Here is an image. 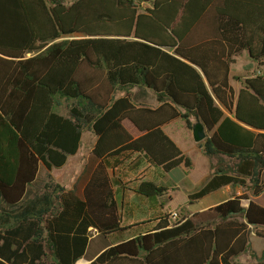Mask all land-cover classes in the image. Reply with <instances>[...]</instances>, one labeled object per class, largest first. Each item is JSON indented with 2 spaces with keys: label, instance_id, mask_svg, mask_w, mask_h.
<instances>
[{
  "label": "trees",
  "instance_id": "trees-1",
  "mask_svg": "<svg viewBox=\"0 0 264 264\" xmlns=\"http://www.w3.org/2000/svg\"><path fill=\"white\" fill-rule=\"evenodd\" d=\"M243 51L256 70L235 93L229 73ZM146 89L157 107L141 100ZM191 116L211 132L196 146L214 165L188 202L240 193L173 223L151 219L87 264H235L252 231L264 238L253 200L264 192V0H0V264H75L93 233L123 232L126 186L108 169L134 153L167 173L190 168L162 126L182 118L189 132ZM86 129L99 162L81 199L49 172ZM40 164L45 179L27 197ZM132 190L156 203L168 189L140 180ZM244 264H264V250Z\"/></svg>",
  "mask_w": 264,
  "mask_h": 264
},
{
  "label": "crops",
  "instance_id": "crops-1",
  "mask_svg": "<svg viewBox=\"0 0 264 264\" xmlns=\"http://www.w3.org/2000/svg\"><path fill=\"white\" fill-rule=\"evenodd\" d=\"M242 54H245L248 57V64L241 67L245 73L242 75V77H238V75L232 74L233 65L236 63V59H238ZM251 62H253V61L249 58L248 52L243 51L241 54H239L235 57V62L231 64V69H230V73H229V83L232 86L235 93H237L239 88L242 86L240 81L241 80L243 81L245 78L249 77L253 73V71L256 70V65L252 67ZM247 73H250V74H247ZM234 82H238L239 85L236 87ZM133 91L134 92L137 91V88L136 87L133 88ZM146 92H147V95L144 98H142L141 100L150 107H157L159 105V103L157 102L155 95L152 92V90L146 89ZM191 120L193 121L194 117L191 116ZM123 125L126 128V130L134 138H137V137L142 135V132H140L129 120H124ZM162 130L176 143V145L182 150L183 153L189 154L192 151L193 147L188 142V137L192 138L191 130L188 132V130L185 126V122L182 118H178V119H176V120H174L168 124L163 125ZM206 132H208V131L206 130ZM209 133L211 134V132H209ZM208 135L209 134H207V136ZM95 140H96V138H95ZM95 140H93V142H92L91 151H92V147H93ZM192 140H193V138H192ZM195 147H196V145L194 146V148ZM91 155H92V157L89 160V163L87 165H82L80 173H77V166L68 165V169H64L65 171L63 173V177L60 178V183L57 182V183L63 185L66 190H73L74 194L78 198H81V199H84V189H85L86 185L88 184L90 177H91L94 169L97 167V164L99 162V160L97 158H95L92 153H91ZM73 156H71V157H73ZM125 163H126V165H128L127 169H129L130 172L134 173L136 176L135 178H132L128 183H124L125 181H123L118 176V174L116 173V170L118 168H116L114 170V172L112 170L108 169V174L110 177L119 178L121 180V183L126 186V188L122 192L123 204L121 206L120 213H121V217H122V222H121L122 227H126L125 231L127 232L135 226H142V228L145 227L143 223L147 222V220L146 221L140 220V221L134 222L135 217L155 216L156 218H158L159 213H161V211L163 209V205H164V202L160 199H158L156 203H150L146 198L134 193L132 190V187L140 180H149V181L155 182L157 185H163V186L167 187V189H168L167 191L173 192L172 189L180 188L181 185L183 184L184 180L186 179V171H185L184 166H180L177 169H175L169 173L164 172L160 167L153 166L152 164L147 162L139 153L131 154L130 158L126 159L122 165H124ZM42 168L45 169L44 166ZM42 168H41V165H39L38 173H37L35 181L27 187V189H26V196L27 197L31 196L33 194V192L35 191V189L37 187H39L41 185V183L44 181L47 171H46V169H45V172L42 171ZM40 172H41V174H40ZM171 174H173V175L171 176ZM40 175H43L44 178L41 177L42 178L41 179ZM50 176H51V174H50ZM64 177L65 178L70 177V180L65 182ZM78 184H80L81 188L76 191L75 187H77ZM68 185H70V186H68ZM220 190L227 191L228 192V198H230L233 195V193L231 191V187H229V186L223 187V188L216 190L212 193L218 192ZM239 193H240L239 191L236 192V194H239ZM215 205L212 204V205H210V207L215 206ZM210 207H208V208H210ZM208 208H206V209H208ZM206 209H203L200 211H204ZM200 211H197V212H200ZM129 219H133V220H131V222L127 226H124V221L129 220ZM153 219H155V218H153ZM134 234H136V233L133 232V233L127 234L128 236L126 238H129V237L133 236ZM98 235H100V234L95 232V233H93L92 237L98 236ZM91 238H90V240H91ZM126 238H123V239H126ZM252 238H254V240L258 241L257 243H261V241L264 240V238H260L254 234V237L250 236L249 245H250L251 241L253 240ZM105 247L102 248V246H101L89 258H84V256H83L75 264H87L92 259H94ZM257 250L259 252L258 255L260 257L261 252L264 250V247H262L260 244L258 246ZM27 261H28V259L26 261H22L21 264H25V263H27ZM248 263H254V262H248Z\"/></svg>",
  "mask_w": 264,
  "mask_h": 264
},
{
  "label": "rangeland",
  "instance_id": "rangeland-1",
  "mask_svg": "<svg viewBox=\"0 0 264 264\" xmlns=\"http://www.w3.org/2000/svg\"><path fill=\"white\" fill-rule=\"evenodd\" d=\"M247 64H248V57L245 54H242L238 59H236V63L233 65L232 74L238 75V77H242V75L245 72L241 67ZM251 65L253 67L256 65V63L251 62ZM247 74H250V73H247ZM240 82H242V80ZM234 84L236 85V87L239 85L238 82H234ZM67 104H68L67 102H63L62 105L58 107V111L62 114H67L68 112ZM207 134H210V133L207 132ZM93 140H95L93 132L89 129L84 130V132L82 133L80 149L73 157L71 156L68 157V160L63 167L51 169L50 174H51L52 179L60 183V178L63 177V173L65 171L64 169H68V165L77 166V173H80L82 165H87L89 163V160L92 157L91 146H92ZM188 142L190 143V145H192L193 149L189 153V156H191V160H192V166L190 168H185L186 179L184 180L180 188L172 189L173 192L167 191L165 195L158 198L164 202L163 209L161 213H159V217L167 215L168 218H170L169 220L171 223H173L174 221L184 216H191L193 213L197 211L206 209L210 207V205L212 204L213 205L218 204L228 198V192L225 190H220L218 192L209 194L208 196L194 203L188 202V199H187L188 193H191L197 190L202 185V183L204 182L206 178L207 173L211 171L210 165H214L213 161L209 162V160L203 155V153L200 152V149L197 146L194 148L196 143L192 140L191 137H188ZM40 165L42 168L43 167L42 164ZM127 166L128 165H126L125 163L124 165H121L116 170V173L118 174V176L123 181H125L124 183H128L132 178L136 177L134 173L130 172V170L127 169ZM42 171L45 172V169L42 168ZM172 175L173 174H171V176ZM41 177L44 178L43 175H40V178ZM68 180H70V177L65 178V182H67ZM75 188H76V191L79 190L81 188L80 184H78L77 187ZM231 191L233 194H236L237 191L240 192V189L237 187H232ZM253 200L259 205L264 207V192L257 197H253ZM242 205L247 206V201H242ZM172 215H175V217H173ZM153 218H156V217L155 216L135 217L134 222H137L140 220L151 221V219ZM131 220L133 219L124 221V226H127L131 222ZM152 224L153 222H150V224L149 223L146 224L147 226L145 227H149ZM141 228L142 226H135L127 232L124 230L121 233H118L113 236H107L106 238H104L101 235L93 236L91 240L89 241L88 247L84 254V258L91 257L93 253L97 251L101 246L103 248L112 242H116L119 239L126 238L128 236L127 234H130L133 232L138 233L141 230ZM251 237H254L253 231L251 232ZM252 239L253 240L251 241L248 247V250L233 260L235 264L255 262L256 259L259 257L258 255L259 252L257 249L260 244L262 247H264V240L261 241V243H257L258 241L254 240V238Z\"/></svg>",
  "mask_w": 264,
  "mask_h": 264
},
{
  "label": "water",
  "instance_id": "water-1",
  "mask_svg": "<svg viewBox=\"0 0 264 264\" xmlns=\"http://www.w3.org/2000/svg\"><path fill=\"white\" fill-rule=\"evenodd\" d=\"M191 135L193 141L196 143L204 140L207 137L206 128L197 117H194V120L192 121Z\"/></svg>",
  "mask_w": 264,
  "mask_h": 264
},
{
  "label": "built area",
  "instance_id": "built-area-1",
  "mask_svg": "<svg viewBox=\"0 0 264 264\" xmlns=\"http://www.w3.org/2000/svg\"><path fill=\"white\" fill-rule=\"evenodd\" d=\"M173 217H175V215H172Z\"/></svg>",
  "mask_w": 264,
  "mask_h": 264
}]
</instances>
